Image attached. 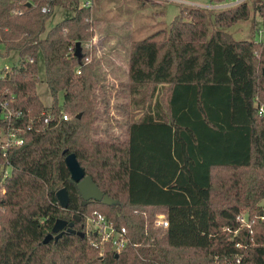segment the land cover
I'll return each mask as SVG.
<instances>
[{"label": "trees", "instance_id": "16d2710c", "mask_svg": "<svg viewBox=\"0 0 264 264\" xmlns=\"http://www.w3.org/2000/svg\"><path fill=\"white\" fill-rule=\"evenodd\" d=\"M80 1L54 0L44 13L49 0H0L2 55L19 53L18 65L0 78V133L9 127L4 103L22 113L13 125L24 138L7 150L0 144V161L13 166L0 183V264H264V40L229 31L250 19L252 6L264 27V0L184 7L162 39L134 41L129 85L170 94L165 108L157 101L123 135L99 124L100 105L110 103L97 93L88 46L92 8ZM58 4L73 15L47 31ZM40 57L50 107L37 90ZM70 153L118 204L83 205L66 163ZM63 187L66 208L57 197ZM157 211L168 217L167 228L155 225ZM96 212L125 226L137 246L118 253L107 243L101 254L95 236L85 233L86 216ZM245 212L251 229L237 220ZM58 218L74 221L85 237L64 232L44 243Z\"/></svg>", "mask_w": 264, "mask_h": 264}, {"label": "rangeland", "instance_id": "374dc122", "mask_svg": "<svg viewBox=\"0 0 264 264\" xmlns=\"http://www.w3.org/2000/svg\"><path fill=\"white\" fill-rule=\"evenodd\" d=\"M213 4L211 0H93L91 11L92 38L89 41L90 60L95 59L98 73L97 93L109 101V107L100 105L102 110L99 124L103 130L109 129L114 135H123L130 120H135L157 101L163 108L168 94L164 90L151 92L148 86L133 88L129 84L128 70L131 45L134 41L148 37L162 39L167 29L184 7L217 5L225 8V3ZM250 5L255 0H247ZM250 19L233 25L229 31L237 39L264 40V27L261 16L253 6ZM73 12L61 4L55 6L53 15L47 22V31L59 21L70 17ZM5 48L0 44V75L19 63V53L11 52L4 56ZM41 81L38 93L46 106L52 104V96L44 79L45 63L39 59ZM62 101V96L60 97ZM105 136V133H101ZM264 204V201H263ZM156 213V212H155ZM157 213H161L157 211Z\"/></svg>", "mask_w": 264, "mask_h": 264}, {"label": "built area", "instance_id": "2783aa9c", "mask_svg": "<svg viewBox=\"0 0 264 264\" xmlns=\"http://www.w3.org/2000/svg\"><path fill=\"white\" fill-rule=\"evenodd\" d=\"M54 0H49V2L42 7V11L44 13H49L51 11V3ZM92 1L93 0H81L80 1V8H92ZM247 0H234L230 3H225L224 7H229L232 5L239 4ZM21 13V11H19ZM91 20V18H90ZM89 46V45H88ZM72 49V48H70ZM33 62V59H31ZM9 68L10 67H5ZM6 72V71H5ZM81 71L78 70V73ZM0 75V78L3 77ZM258 100V98H257ZM3 106V118L4 120L8 121L9 127L5 133H0V144L4 150L7 148L14 146V145H21L24 143V138L19 135V131L21 128L14 127L13 120L19 119L21 117V112H16L13 109L9 108L7 104H2ZM259 114L264 116V104L262 103L259 107ZM68 113H63V119H69ZM50 120V114H47L46 118L44 119L45 123H48ZM6 156V151L3 154ZM13 166L11 162L6 159L4 161H0V183L3 184L12 174ZM262 220H264V215L259 216ZM238 222L241 224V227L252 228V222L250 220L249 214L247 212L242 213L237 218ZM154 221L155 225L167 228L169 226V219L165 213H154ZM85 233L88 236L94 235L95 238L93 240L94 244L101 247V254L104 251V245L107 243L111 244L118 253H120L126 246L129 244H133L131 237L128 235L127 228L125 226L119 227L113 221H111L107 216L103 213L96 212L94 215H88L85 218ZM137 246L136 243L133 244ZM240 243H237L239 246ZM241 263V259H238L237 264Z\"/></svg>", "mask_w": 264, "mask_h": 264}, {"label": "water", "instance_id": "95a60500", "mask_svg": "<svg viewBox=\"0 0 264 264\" xmlns=\"http://www.w3.org/2000/svg\"><path fill=\"white\" fill-rule=\"evenodd\" d=\"M209 8L218 7L217 5L205 6ZM76 55L78 57L82 56V46L81 42L76 43ZM66 163L72 175V181L77 182L78 188L83 197V205H86L90 200L102 201L106 205L118 204V200L110 197L100 189L97 183L94 182L92 176L87 175L84 168L80 165V162L75 153H70L66 157ZM57 197L59 199L60 205L66 208L69 204V193L66 187L61 188L57 192ZM81 216H75V221H80ZM75 222H68L65 219L58 218L52 228V232L47 234L44 238V243H48L53 237L58 240L64 232L77 233L81 237H85V233L81 230H76L74 228Z\"/></svg>", "mask_w": 264, "mask_h": 264}, {"label": "crops", "instance_id": "0c3cea01", "mask_svg": "<svg viewBox=\"0 0 264 264\" xmlns=\"http://www.w3.org/2000/svg\"><path fill=\"white\" fill-rule=\"evenodd\" d=\"M129 68V67H128ZM128 68H127V70H128ZM164 94H170V91H168V90H164Z\"/></svg>", "mask_w": 264, "mask_h": 264}]
</instances>
